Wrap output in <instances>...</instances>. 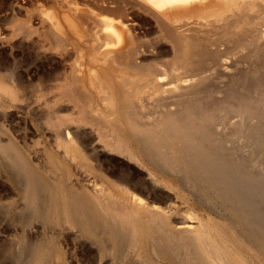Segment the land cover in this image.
Returning <instances> with one entry per match:
<instances>
[{
  "label": "bare ground",
  "instance_id": "obj_1",
  "mask_svg": "<svg viewBox=\"0 0 264 264\" xmlns=\"http://www.w3.org/2000/svg\"><path fill=\"white\" fill-rule=\"evenodd\" d=\"M35 2L39 35L59 66L34 84L21 81L18 69L9 79L0 74V103L8 96L22 106L43 107L38 119L60 135L66 162L53 153L50 160L65 174L49 192L55 208L44 201L37 205L42 217L117 248L155 247L169 264L189 261L193 247L214 264H227L230 257L244 264L220 226L187 211L190 220L177 210L172 194L157 192L160 181L150 169L145 181L109 173L93 162L89 143L71 134L90 127L98 139H91V146L99 143L142 167L139 152L156 166L181 173L193 165L220 166L223 114L235 117L238 129L264 117L256 111L264 105V0ZM19 4L13 7L12 38L26 42L37 31L30 14L18 16ZM0 147L17 148L2 141ZM18 160L21 174L31 172L22 156ZM68 160L95 174L92 181L84 177L93 186L87 193L66 184ZM213 168L218 178L225 176L224 168ZM29 182L34 188L28 185L26 198L35 203L42 182L31 176ZM39 255L63 259L56 249Z\"/></svg>",
  "mask_w": 264,
  "mask_h": 264
},
{
  "label": "rangeland",
  "instance_id": "obj_2",
  "mask_svg": "<svg viewBox=\"0 0 264 264\" xmlns=\"http://www.w3.org/2000/svg\"><path fill=\"white\" fill-rule=\"evenodd\" d=\"M19 1L0 0V74L9 79L10 74L18 69L23 75L21 81L34 84L46 78L59 63L53 61L56 58L46 51V43L39 35L37 0ZM16 3H21L22 7L18 16L25 18L30 14L37 31L26 42L12 38L13 7ZM2 100L0 141L17 148L15 151L11 147L9 150L0 147V264H169L167 257L157 255L155 247L135 250L123 245L117 248L81 228L72 229L65 223L59 224L54 217H42L37 205L44 201L55 208L49 192L61 185L65 174L50 160L52 153L62 157L65 154L58 146L60 135L44 120L38 119L37 116L45 111L43 107L22 106L8 96ZM256 111L264 112V105ZM225 115L219 126V138L223 141L220 166L219 163L214 166L207 163L210 166L207 170L194 165L184 173L166 170L151 163L138 149L148 168L130 163L122 155L105 150L99 143L94 144L98 147L95 150L90 140L95 137V142H98V139L95 131L87 126L76 128L77 134H71V137L84 144L87 141L88 152L95 158L93 162L109 173L131 174L145 181L150 169L160 181L156 185L157 192L161 196L172 194L180 213L192 220L187 213L191 211L210 226H220L231 243L242 252L246 260L244 264H264V117L246 120L244 128L238 129L234 124L236 118ZM20 156L31 166L28 174L20 172ZM70 161L67 164L71 173L65 177L66 184L81 193L92 189L87 178L92 181L95 174H90L78 161L72 164ZM215 166L226 170L224 177L215 175ZM30 176L42 182L35 203L26 198L28 185L30 191L34 188L29 182ZM52 249L62 252L63 259L39 255L41 250L48 253ZM191 251L193 254L189 261L179 258L177 264H214L200 257L194 247ZM180 253L185 255L186 252L181 249ZM228 263L241 264L233 257L227 258Z\"/></svg>",
  "mask_w": 264,
  "mask_h": 264
}]
</instances>
